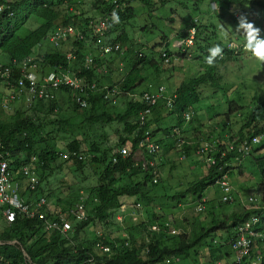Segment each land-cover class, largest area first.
I'll return each mask as SVG.
<instances>
[{
	"label": "trees",
	"instance_id": "16d2710c",
	"mask_svg": "<svg viewBox=\"0 0 264 264\" xmlns=\"http://www.w3.org/2000/svg\"><path fill=\"white\" fill-rule=\"evenodd\" d=\"M87 1L0 0V5H10L0 15V63L11 72L10 84L6 86L0 77V86L8 94L25 95L26 92L20 93L18 85L27 66H37L44 75L47 69L59 68L85 76L89 82L101 80L97 62L91 69L84 68L82 61L89 53L87 46L79 43L77 60L67 59L61 49L42 48L57 27L79 26L86 37L90 36L87 25L96 17L88 16L84 10ZM115 1L123 8L113 16L116 28L109 35H115L123 44H131L138 37L136 26L143 18L159 20L163 34L171 30L180 38H187L189 30L194 29V49L200 52L206 72L210 67L205 62L209 48H225L235 34L231 28L237 26L241 15L264 30V0H95L96 15L103 13V8L111 10ZM211 4L215 5L214 10ZM137 5L144 9L138 10ZM160 10L165 11L153 17ZM68 11H80V15ZM138 11H143V18ZM11 12L14 17L10 16ZM178 19L180 24L176 27ZM140 51L127 46L114 55L113 62L127 66L131 88L140 65L145 64L148 70L154 68V59ZM47 91L49 99L36 98L26 109L4 119L0 116V142L3 150L15 157L16 171L23 163L34 165L39 171L34 192L28 189L29 182L22 174L15 175L23 189L22 196L29 205L35 206L37 200L42 204L34 218L16 213L11 223L0 215V242L5 243L0 244V264H167L173 258L179 262L173 260L170 264H234L230 249L237 239L234 229L252 212L242 208L230 214L225 212L231 204L224 198L232 190L226 193L219 180L225 172L231 175L233 163L219 156L222 144H216L213 152L203 151L201 155L200 142L194 141L192 146L184 144L183 154L190 159L188 165L195 168L190 173L189 169L179 171L175 180L180 178L183 184L173 187L175 184L162 176L165 165L160 157L150 155L149 144L141 140L142 132L128 129L117 143L106 149L95 142L102 129H109L112 122L125 125L135 112L123 115L116 112L112 117L107 113L109 102L103 99V92L91 96L90 111L79 112L69 87ZM142 107L138 103L136 109ZM160 114L161 111L153 113L157 123ZM250 126L251 122L246 128ZM145 130L148 126L142 131ZM169 133L170 130L165 131L167 136L172 134ZM242 134L240 131L237 136L243 137ZM165 144L166 152L173 154L170 160L173 164L177 160L175 143ZM122 147L127 148L129 156L118 154L111 161V152ZM20 154L28 160L20 163ZM63 155L68 158L64 159ZM32 158H36L35 163ZM207 158L214 164L205 163ZM146 161L154 162V167L139 172L135 164ZM246 167L260 173L264 171V158L252 153ZM207 196L211 200L201 202ZM70 209H81L84 216L72 230L63 232L61 220ZM165 210L170 214H165ZM39 211L45 213L44 219ZM47 223L54 227H48ZM153 225L158 229L151 231ZM172 230L176 233L171 235ZM14 240L18 244H6Z\"/></svg>",
	"mask_w": 264,
	"mask_h": 264
},
{
	"label": "clouds",
	"instance_id": "9594fccd",
	"mask_svg": "<svg viewBox=\"0 0 264 264\" xmlns=\"http://www.w3.org/2000/svg\"><path fill=\"white\" fill-rule=\"evenodd\" d=\"M94 3L95 0H88L87 4L83 5L88 16L96 17L87 25L90 29L89 37H86L79 26L67 25L53 30L45 42L50 44L51 49L63 50L61 52L69 60H77L79 43L87 46L89 53L82 61L84 68L91 69L97 62L101 80L89 82L85 76L59 68L47 69V75H44L38 71L37 66H27L24 68V78L18 85L20 93L26 92L25 95L20 97L15 96V93L7 94L5 96L8 98L7 102L2 101L5 97L0 96V99L2 97L0 113L4 110L3 105L9 103L12 105L18 100H24L29 106L36 98L49 99L47 90L51 91L61 86H67L72 90L73 100L78 105L79 112L90 111L91 96L103 92V99L109 102L107 103L109 106L106 107L107 113L112 117L130 111L135 113L127 118L125 125L112 122L109 129H102L99 137L94 136L95 142L101 149H106L117 143L120 135L128 129L133 128L136 133L142 132L141 140L149 144L150 155L160 157L165 165V174L162 176L171 184L177 181L175 178L178 175L169 178L173 171L179 173L195 168L188 165L190 159L183 154L184 144L192 146L194 141L200 142L202 144L200 155L203 151L213 152L216 144H222L219 147V156L233 163L231 175L225 172L219 180L220 187L226 193L229 189L232 190V193L224 198L226 203L231 204L229 211L227 212L226 209L225 212L230 214L241 208L252 212L234 229L237 239L230 246L231 261L234 264H264V171L256 173L246 167L252 153L264 158V30H260L253 22L241 15L237 26L231 28V32L235 34L234 37L229 38L225 48L223 49V46L209 48L205 62L210 67L206 72L202 66L204 60L200 52L194 49V29L189 30L187 38L177 37L171 30L164 34L160 32L157 34V42L150 46L148 44L150 38L145 37L146 29H157V27L149 24L150 21L147 20L136 26L138 37L131 44L126 42L123 44L116 40L115 35L108 34L110 30L116 28L113 27L112 18L123 6L115 1L111 10L103 8V13L96 15ZM0 7H3L2 13L10 9V5H0ZM88 7L92 8L91 11ZM210 7L213 10L216 8L214 4ZM68 12L72 15H80V11ZM158 12L153 17L157 16ZM14 15L13 12L10 13L11 17ZM127 46L137 51L141 49L140 52L153 58L154 68L158 70L150 76L146 65H140L133 88L130 87L131 74L127 66L118 64L119 61L113 62L114 55L121 53L120 51ZM46 47L49 46L44 45L42 48ZM0 69V77L8 86L10 69L3 67L2 63ZM138 103L143 107L137 110ZM159 111L162 114H160V122L157 123L156 115L153 113ZM249 122L251 126L246 128ZM146 126L148 130L142 131ZM167 130L172 133L170 136L165 134ZM240 131H243V137L237 136ZM153 132L156 134L153 135ZM165 143H175L177 160L173 164L170 163L173 154L166 152ZM118 154L129 156V151L125 147L114 149L111 152V161L116 159ZM18 156L20 163L28 160L24 154ZM63 158L67 159L68 156L63 155ZM8 160L12 165L11 168L15 169V175L22 174L27 179L30 192L37 191L39 183L37 167L23 163L19 164V170L16 171L15 157ZM35 160L36 158L31 159L33 163ZM208 161L209 164H214L210 158H207L205 163ZM154 164L146 161L135 164V167L139 172H145L148 168L154 167ZM25 168L36 174L37 183L33 189L30 177L24 174ZM15 184L18 185L17 192L23 205L34 212V216L30 218H34L36 209L40 210L42 204L37 200L35 206L29 205L22 196L23 189L20 182L15 180ZM211 198L207 196L201 202L209 201ZM196 202L200 203L198 200ZM77 211L84 216L81 209H70L61 220L60 226L63 232L72 230L74 224L83 219V217L76 219L70 215L71 212ZM16 213L22 212L15 210V216ZM39 215L45 217V213L41 211ZM67 223L69 227H66ZM170 228L174 229L172 225ZM156 229H158L156 225L151 227V231ZM175 233L176 230L171 231V235ZM2 243L4 242H0ZM6 244L15 245L18 241H9ZM173 260L179 262V259L173 258L167 264Z\"/></svg>",
	"mask_w": 264,
	"mask_h": 264
},
{
	"label": "built area",
	"instance_id": "2783aa9c",
	"mask_svg": "<svg viewBox=\"0 0 264 264\" xmlns=\"http://www.w3.org/2000/svg\"><path fill=\"white\" fill-rule=\"evenodd\" d=\"M2 11L3 7H0V14ZM3 149V143L0 142V215L5 216L9 222L15 220V210H19L27 216L33 217L34 212L28 206L23 205V202L19 198L17 192L18 185L15 184V169L11 168L12 165L8 160V158H12L11 152ZM24 174L30 177L31 188L33 189L37 183L36 174L31 173L27 168L24 169ZM70 215L76 219L83 217L78 212H71ZM40 218L44 219V215H41ZM47 226L54 227L51 223H47ZM66 227H69V223L66 224Z\"/></svg>",
	"mask_w": 264,
	"mask_h": 264
},
{
	"label": "rangeland",
	"instance_id": "374dc122",
	"mask_svg": "<svg viewBox=\"0 0 264 264\" xmlns=\"http://www.w3.org/2000/svg\"><path fill=\"white\" fill-rule=\"evenodd\" d=\"M187 4H189V3H187ZM190 5V4H189ZM136 8L138 9V10H142V9H144L141 5H137L136 6ZM91 7H88V10L89 11H91ZM177 10L179 11V13H180V9L177 7ZM165 10H160L159 12H158V15L157 16H155V17H158V16H160V15H162V13L164 12ZM142 13H143V11H138V14L139 15H141V17L143 18V16H142ZM146 20L143 18V21H142V23H144ZM149 21H150V23L149 24H154L156 27H157V29H152V28H150V29H146V32H145V37L146 38H150V41H149V45L150 46H152V45H154L156 42H157V39H158V36H157V34L158 33H160V32H163V29H164V27H161V22L159 21V20H157V19H153V18H151V19H149ZM179 24H180V19H178L177 21H176V23H175V26L176 27H178L179 26ZM44 45H48L49 47H50V44L48 43V42H45L44 43ZM157 71L158 70H155L153 67H151L150 69H149V74H150V76H152L153 74H155V73H157ZM8 94V91H6L5 90V88L4 87H0V96H3V97H5L6 95ZM2 100V99H1ZM2 101H5V102H7L8 101V98L7 97H5ZM0 104H2L1 102H0ZM26 105H28V103H26V102H24V100H18L17 102H14V103H12V105H11V103H9L8 105H6V106H4L3 105V109L4 110H2V113H0V116L2 117V119H4L6 116H12L14 113L16 114L18 111H19V109L20 110H24V109H26ZM9 108V109H8ZM14 108H15V112H14ZM17 110V111H16ZM192 167V166H191ZM189 171L190 172H192L191 171V169H189ZM178 174V171H173L172 173H171V176H168L169 178H171V177H173V176H175V175H177ZM166 177V176H165ZM178 178V177H177ZM173 179V178H172ZM238 180V179H237ZM238 182L240 183V181L238 180ZM86 183H89V180L86 182ZM174 186L173 187H176V186H178V185H180V184H183V182L181 181V179L179 178L178 179V181H175L174 182ZM62 186V191L64 192V190H65V188H64V185H61ZM65 186H66V184H65ZM169 187H171L170 188V190H173V188H172V186L169 184ZM65 192H66V190H65ZM66 196H68V194H65V197ZM166 211V213L165 214H170V211H168V210H165ZM178 213V212H177ZM176 214V213H175ZM181 215H178V217H180ZM114 225H116V223H113ZM206 261L208 262V259L206 258Z\"/></svg>",
	"mask_w": 264,
	"mask_h": 264
}]
</instances>
